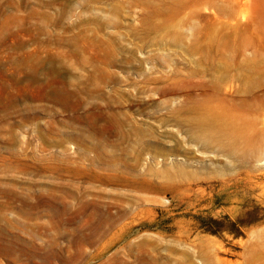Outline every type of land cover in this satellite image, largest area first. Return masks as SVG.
<instances>
[{
    "label": "rangeland",
    "instance_id": "1",
    "mask_svg": "<svg viewBox=\"0 0 264 264\" xmlns=\"http://www.w3.org/2000/svg\"><path fill=\"white\" fill-rule=\"evenodd\" d=\"M85 122H116L99 153ZM0 243L264 264V0H0Z\"/></svg>",
    "mask_w": 264,
    "mask_h": 264
},
{
    "label": "bare ground",
    "instance_id": "2",
    "mask_svg": "<svg viewBox=\"0 0 264 264\" xmlns=\"http://www.w3.org/2000/svg\"><path fill=\"white\" fill-rule=\"evenodd\" d=\"M93 109H94V114L95 115H100V114H102V112H101V107L100 106H95V107H93ZM81 123V122H80ZM112 125H110V127H108V126H106L105 125V123H103V122H85V124H84V127L85 128H87L88 129V131H89V133H83V136H82V138H81V140H82V144H83V146L85 147V149L86 150H88V149H95L98 153H99V147H100V145L98 144V143H100V141L101 140H98V139H96V138H99V136H103V137H105V135L106 134H108V135H115V133H116V122H110ZM210 123V122H209ZM208 123V124H209ZM203 126V125H202ZM84 128V129H85ZM210 129V128H209ZM86 130V129H85ZM211 130V129H210ZM196 132V131H195ZM197 133V132H196ZM196 133H194V134H191V137L193 138V139H195L196 137H199L201 134L199 133V134H196ZM209 133V132H208ZM82 134V133H81ZM205 134V133H204ZM65 135V134H64ZM209 135V134H208ZM65 136H67V135H65ZM201 137V136H200ZM203 137V136H202ZM90 138L93 140V139H95L96 141H94V142H96L97 143V140L99 141L97 144L99 145V147H98V145H96V144H94V142L92 143V140H90ZM16 135H13L12 134V141H16ZM103 139V138H102ZM107 139V138H106ZM105 139V140H106ZM143 153V151H141L140 152V154H142ZM97 156H98V154H97ZM99 178L100 179H102L100 176H99ZM107 180H109V181H111V182H114L115 181V177H110V178H107ZM120 180L121 181H123V182H127V183H130V182H133V180L132 179H130V178H124V177H122V178H120ZM47 200V199H46ZM91 201H85L84 202V207L85 206H88V204L90 203ZM51 204H53V203H51ZM92 204V203H91ZM91 220V219H90ZM101 225H102V223L101 222H98V223H96V224H94V223H90V227H91V230H90V233H88V234H86V233H84V238L86 237V236H88V235H93V234H96V233H98L99 232V230H100V227H101ZM83 234V233H82ZM90 237V236H89ZM88 237V238H89ZM87 238V239H88ZM91 238V237H90ZM89 241V240H88ZM1 247H3V249L5 250V251H7L6 253H11V252H13V248H11V247H9V246H6V245H4V244H1L0 243V248Z\"/></svg>",
    "mask_w": 264,
    "mask_h": 264
}]
</instances>
